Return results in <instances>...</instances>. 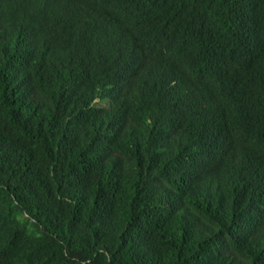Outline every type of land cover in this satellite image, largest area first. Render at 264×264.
Instances as JSON below:
<instances>
[{
  "label": "trees",
  "instance_id": "trees-1",
  "mask_svg": "<svg viewBox=\"0 0 264 264\" xmlns=\"http://www.w3.org/2000/svg\"><path fill=\"white\" fill-rule=\"evenodd\" d=\"M0 264H264V0H0Z\"/></svg>",
  "mask_w": 264,
  "mask_h": 264
}]
</instances>
